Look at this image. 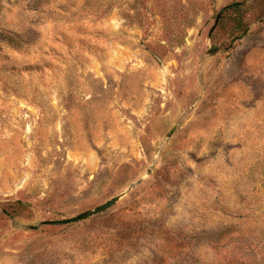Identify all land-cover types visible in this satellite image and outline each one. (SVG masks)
I'll return each instance as SVG.
<instances>
[{
    "label": "rangeland",
    "instance_id": "obj_1",
    "mask_svg": "<svg viewBox=\"0 0 264 264\" xmlns=\"http://www.w3.org/2000/svg\"><path fill=\"white\" fill-rule=\"evenodd\" d=\"M0 264H264V0H0Z\"/></svg>",
    "mask_w": 264,
    "mask_h": 264
},
{
    "label": "water",
    "instance_id": "obj_2",
    "mask_svg": "<svg viewBox=\"0 0 264 264\" xmlns=\"http://www.w3.org/2000/svg\"><path fill=\"white\" fill-rule=\"evenodd\" d=\"M122 196L123 195L113 197L110 200H108L107 202H105L104 204H102L101 206L95 208L94 210L84 212V213L78 215L77 217H75L73 219L66 220V221H63V222L64 223L76 222V221H80V220L86 219L88 217L100 214V213L112 208L116 203H118L120 201Z\"/></svg>",
    "mask_w": 264,
    "mask_h": 264
},
{
    "label": "trees",
    "instance_id": "obj_3",
    "mask_svg": "<svg viewBox=\"0 0 264 264\" xmlns=\"http://www.w3.org/2000/svg\"><path fill=\"white\" fill-rule=\"evenodd\" d=\"M239 8V5L238 4H233L229 7H226L223 11L224 12H228L229 10H232V12H234L235 10H238ZM20 203H18L19 205ZM47 224H50L49 222H43L41 225L44 226V225H47Z\"/></svg>",
    "mask_w": 264,
    "mask_h": 264
}]
</instances>
